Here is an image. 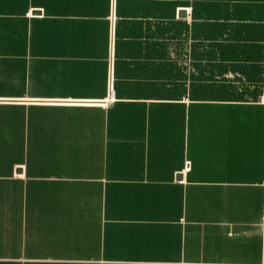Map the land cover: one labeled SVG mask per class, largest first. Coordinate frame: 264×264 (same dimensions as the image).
Masks as SVG:
<instances>
[{"label": "crops", "instance_id": "crops-1", "mask_svg": "<svg viewBox=\"0 0 264 264\" xmlns=\"http://www.w3.org/2000/svg\"><path fill=\"white\" fill-rule=\"evenodd\" d=\"M0 264H264V0H0Z\"/></svg>", "mask_w": 264, "mask_h": 264}, {"label": "water", "instance_id": "water-1", "mask_svg": "<svg viewBox=\"0 0 264 264\" xmlns=\"http://www.w3.org/2000/svg\"><path fill=\"white\" fill-rule=\"evenodd\" d=\"M181 14H182V13H181ZM181 178H182V176H181V175H179V176H178V179H181Z\"/></svg>", "mask_w": 264, "mask_h": 264}]
</instances>
